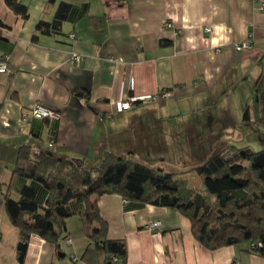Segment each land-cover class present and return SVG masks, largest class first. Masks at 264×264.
I'll return each mask as SVG.
<instances>
[{
	"label": "crops",
	"instance_id": "obj_1",
	"mask_svg": "<svg viewBox=\"0 0 264 264\" xmlns=\"http://www.w3.org/2000/svg\"><path fill=\"white\" fill-rule=\"evenodd\" d=\"M20 1L29 9L28 19L0 0L5 24L0 58L10 55L9 72H0V264H90L84 259L88 237L81 215L67 219L70 244L65 239L58 248L32 234L20 261V230L11 218L26 180L16 179L11 191L8 187L26 144L94 167L107 151L152 166L141 155L162 153L166 139H173L175 150L187 145L181 136L185 128L170 123L178 114H164V108L191 100L194 105L207 101L214 109L204 124L211 136L204 141L206 156L222 138L250 149V138H256L264 148L259 0H65L72 7L62 26L49 32H38L37 25L55 20L61 0ZM166 21L182 32L165 28ZM248 38L251 48H235ZM72 52L81 55L79 63L70 61ZM129 98L133 105L123 110L121 103ZM38 102L59 111L60 118L25 119ZM35 185L43 199L45 189ZM99 207L109 237L126 241V264H264V256L245 245L207 248L176 209L140 206L119 194L103 195ZM155 220L161 226L152 230L148 224Z\"/></svg>",
	"mask_w": 264,
	"mask_h": 264
},
{
	"label": "trees",
	"instance_id": "obj_2",
	"mask_svg": "<svg viewBox=\"0 0 264 264\" xmlns=\"http://www.w3.org/2000/svg\"><path fill=\"white\" fill-rule=\"evenodd\" d=\"M6 3L23 19L29 18V9L20 0ZM71 7L70 2L61 0L55 20H41L37 31L60 28ZM4 25L0 20V39ZM194 170L204 175L199 189L191 187L182 174L111 151L94 167L83 159L26 144L20 148L8 187L11 191L16 179L26 180L15 202L17 214L11 219L20 230L21 242L29 243L31 235L37 234L61 248L68 238L67 219L81 215L88 237L84 259L90 264H126V241L109 237V223L99 207L103 195L119 194L140 206L152 204L180 211L190 220L196 239L209 249L245 245L264 256V148L254 151L231 145ZM35 183L45 189L43 199L38 197ZM6 200L12 199L7 196Z\"/></svg>",
	"mask_w": 264,
	"mask_h": 264
},
{
	"label": "rangeland",
	"instance_id": "obj_3",
	"mask_svg": "<svg viewBox=\"0 0 264 264\" xmlns=\"http://www.w3.org/2000/svg\"><path fill=\"white\" fill-rule=\"evenodd\" d=\"M198 105H194L191 100L188 101H177L174 102L172 106H167L164 108V114L169 113L172 116H176V121L170 122L171 125L176 127H184L185 133L182 132L183 140L187 141V145L182 148L174 149L173 139H166L164 144L163 152L156 155H147L142 154V159H151L147 160L153 163L154 168H163L169 172H176L177 174H182L189 180L190 186L196 189H199L203 185L204 175L197 173L194 170L197 166L202 164L209 156L205 155L204 150H208L204 141L205 139L211 137L209 128L204 127V124L210 123V118L213 115L214 109L208 105V102H197ZM235 110V108H234ZM202 115L201 118H199ZM199 122V123H198ZM197 123L200 125L197 126ZM196 129V131L194 130ZM182 130V131H184ZM198 137L197 139H193L192 137ZM205 136V137H203ZM186 137V139H185ZM200 139V140H199ZM244 141V140H243ZM245 141H248L247 139ZM251 141V149L254 151H258L262 149L261 143L259 139L250 138ZM201 145L198 146L197 143ZM219 144L215 147V153L220 152L231 145H240L242 147V143L237 142L236 140H232V138H222L219 139ZM230 142V143H229ZM186 143V142H185ZM236 143V144H235ZM197 144V145H195ZM220 147V148H218ZM176 151L177 153H173ZM214 153V154H215Z\"/></svg>",
	"mask_w": 264,
	"mask_h": 264
},
{
	"label": "built area",
	"instance_id": "obj_4",
	"mask_svg": "<svg viewBox=\"0 0 264 264\" xmlns=\"http://www.w3.org/2000/svg\"><path fill=\"white\" fill-rule=\"evenodd\" d=\"M258 9L260 11L264 10V0H259V6ZM164 27L167 29H176L178 32H182L181 29L177 28L174 23L172 21H166L164 23ZM209 31L211 30V28H207ZM70 37L74 38L75 37V33L71 32L70 33ZM252 47V40L251 38H248L240 43L235 44V48L237 50H243L246 48H251ZM9 59H10V55L9 54H5L3 57L0 58V72H9ZM81 60V55L77 52H72L71 56H70V61L72 63H79ZM152 99H156V96H153ZM133 105V100L132 98L127 99L126 101H123L121 103V108L123 110H128L132 107ZM29 116L33 117V118H39V119H50V120H55V119H59L61 114L60 112H57L54 109H51L47 106H45L42 103H36L35 106L32 108V110L30 111L29 114H26L24 116L25 119H27ZM161 226V221L160 220H155V221H151L148 224V227L152 230H157L159 227ZM67 243H71L72 239L70 237H68L66 239ZM259 245H261V243H259ZM252 247L256 246L255 243L251 244ZM117 260V259H115ZM236 263H239V261H236Z\"/></svg>",
	"mask_w": 264,
	"mask_h": 264
},
{
	"label": "water",
	"instance_id": "obj_5",
	"mask_svg": "<svg viewBox=\"0 0 264 264\" xmlns=\"http://www.w3.org/2000/svg\"><path fill=\"white\" fill-rule=\"evenodd\" d=\"M28 248V243H23V242H20L19 245H18V249L20 250V261L22 262L23 259H24V256H25V253H26V250Z\"/></svg>",
	"mask_w": 264,
	"mask_h": 264
},
{
	"label": "bare ground",
	"instance_id": "obj_6",
	"mask_svg": "<svg viewBox=\"0 0 264 264\" xmlns=\"http://www.w3.org/2000/svg\"><path fill=\"white\" fill-rule=\"evenodd\" d=\"M57 111V110H56ZM57 112H59V111H57Z\"/></svg>",
	"mask_w": 264,
	"mask_h": 264
}]
</instances>
